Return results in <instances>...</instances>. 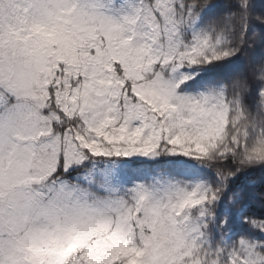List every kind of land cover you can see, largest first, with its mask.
Returning <instances> with one entry per match:
<instances>
[{
  "label": "snow or ice",
  "instance_id": "snow-or-ice-1",
  "mask_svg": "<svg viewBox=\"0 0 264 264\" xmlns=\"http://www.w3.org/2000/svg\"><path fill=\"white\" fill-rule=\"evenodd\" d=\"M0 264H264V0H0Z\"/></svg>",
  "mask_w": 264,
  "mask_h": 264
},
{
  "label": "trees",
  "instance_id": "trees-1",
  "mask_svg": "<svg viewBox=\"0 0 264 264\" xmlns=\"http://www.w3.org/2000/svg\"><path fill=\"white\" fill-rule=\"evenodd\" d=\"M254 178L257 179V180H259L260 179V174L259 173H256Z\"/></svg>",
  "mask_w": 264,
  "mask_h": 264
},
{
  "label": "rangeland",
  "instance_id": "rangeland-1",
  "mask_svg": "<svg viewBox=\"0 0 264 264\" xmlns=\"http://www.w3.org/2000/svg\"><path fill=\"white\" fill-rule=\"evenodd\" d=\"M257 3H259V0H257Z\"/></svg>",
  "mask_w": 264,
  "mask_h": 264
}]
</instances>
